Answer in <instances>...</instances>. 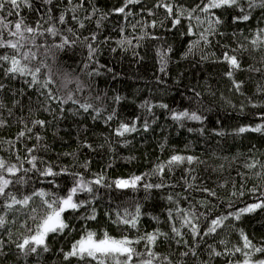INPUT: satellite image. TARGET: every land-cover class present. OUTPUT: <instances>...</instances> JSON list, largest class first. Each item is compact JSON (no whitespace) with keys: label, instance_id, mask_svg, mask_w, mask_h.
<instances>
[{"label":"trees","instance_id":"1","mask_svg":"<svg viewBox=\"0 0 264 264\" xmlns=\"http://www.w3.org/2000/svg\"><path fill=\"white\" fill-rule=\"evenodd\" d=\"M171 2L177 8L190 9L199 0ZM31 3V8L21 9L25 22L34 26L39 21L44 28L54 25L61 33L58 37L38 36L37 45L60 43L62 38L74 41L71 47L55 49V60L45 57L44 47L33 48L37 53L33 64L45 60L58 74L71 73L82 85L80 91H76L75 83L69 86L76 99L102 111L99 118L93 119L96 113L92 109L84 112L71 102L62 106L65 109L62 113L56 103L50 105L53 112L45 111L44 99L35 88H29L23 78L8 79L0 68V82L5 84L0 91V104H3L0 120L5 122L0 126V158L31 168L26 161L28 149H34L31 155L37 157L39 168L51 166L55 172L67 170V174L54 178L29 172L27 183L15 185L11 190L21 194L42 190L65 196L74 186L73 174L85 181L103 175L105 184L133 176H141L142 180L136 189L93 184L90 185L93 193H78L74 199L91 200V203L79 211L64 213L69 227L63 233L47 237V252L38 249V253L24 255L16 247V241L27 234L21 227L25 216L7 213V229L12 235L0 229V240L4 241L0 264H87L76 258L70 261L64 258V253L71 250L86 230L98 236L107 231L115 238L128 235L133 239L157 230L165 233L171 239L159 237L153 247L161 258L156 264L169 261L171 264H228L229 260H242L239 253L210 255L212 248L224 253L242 245L241 230L254 244L264 246V209L244 214L239 220L229 215L264 200V167H261L264 131H238L242 127L264 129V91L260 90L264 88V44L251 43L264 28V10L256 9L249 21L238 24L232 22V16L238 12L213 10L222 23L208 34L205 29L209 23L204 13H194L188 19L185 11L181 23L173 27L169 14L157 7L160 0H139L128 4L124 13L114 10L123 7L125 0H73V5L68 0H52L51 4L31 0ZM74 5L82 6L72 12L69 9ZM61 14L65 16L64 24L59 23ZM49 15L52 20H48ZM196 15L201 19L197 20ZM8 19L14 22L18 17L13 15ZM190 27L192 34H189ZM201 34L207 35V43ZM88 43L97 50L92 62L88 60ZM3 51L10 50H0ZM225 52L236 55L241 63L242 70L234 76L241 82L239 91L225 75L228 65L221 62ZM161 53L166 56L164 71H161ZM97 71L98 75H89ZM116 97L120 98L119 102ZM183 111L196 112L202 120L172 119L174 112ZM113 113V119L107 120ZM37 119L45 120V126H34L33 121ZM122 123L134 126L136 131L116 135ZM21 131L26 133L24 137H19ZM37 136L41 139L37 140ZM173 155L191 156L194 160L191 164L185 160L169 165ZM254 162L256 168L245 167ZM159 166H163V171ZM257 172L261 175L257 176ZM145 184L164 186L146 190ZM209 191L215 195H209ZM32 206L42 208L39 197L34 198ZM137 206L141 216L136 229L114 223L117 213L123 215L125 210L133 213ZM93 209L95 220L82 218ZM181 210L198 217L189 219H193L201 235L212 219L229 218L215 234L193 239L191 227L181 226L184 215ZM170 212L174 220L170 219ZM4 214L0 211V215ZM28 224L35 227L31 220ZM173 226L180 230L182 240L172 233ZM178 240L181 242L177 243ZM135 247L145 251L144 242ZM185 252L188 255H182ZM165 257L167 261H163ZM253 258L262 257L257 254Z\"/></svg>","mask_w":264,"mask_h":264},{"label":"snow or ice","instance_id":"2","mask_svg":"<svg viewBox=\"0 0 264 264\" xmlns=\"http://www.w3.org/2000/svg\"><path fill=\"white\" fill-rule=\"evenodd\" d=\"M44 4H51L52 0H43ZM139 3V0H125V5L114 11L117 13H124L125 8L128 4ZM69 5H73V0H68ZM82 5H74L69 10L75 12L78 7ZM27 7L31 8V0H0V50L7 49L10 51L0 52V68L3 69V75L8 79H18L23 78L24 83L28 85L29 88H35L39 96L44 99V110L48 112H53L54 110L50 106L52 103H56L59 107L60 112L62 113L65 109L63 105L71 102L74 105H78L80 109L84 112H88L90 109L96 114L93 116V119L99 118L101 114V109L95 108L91 103L81 104L78 99L75 97V93L72 88L69 86L73 83L76 84V91L82 90V85L78 79H74L71 73L64 72L58 74V72L53 68L52 65H49L45 60H40L39 64L34 65L33 61L37 60V53L33 51V48L44 47L45 57L55 60L56 53L55 49L63 50L65 47H71L74 44V41L69 40L68 38H62L60 43H54L51 45L47 44H36V39L38 36H44L45 34L58 37L61 36V33L58 28L54 25L47 28L43 27L39 21L36 24L30 25L25 22L21 16V9ZM157 7H162L169 14L172 19V25L181 23L183 14L185 11L188 12V19L193 18L194 13H204L205 18L208 20L209 28L205 29V32L211 34L216 31V26L222 23V20L213 10H232L233 12H238V15L232 16L233 23L247 22L252 18V13L256 9L264 10V0H199L194 7L190 9H184L182 6L177 8L171 2V0H160V3L157 4ZM51 12V9L48 10ZM6 13V14H5ZM18 17L14 22L9 20V16ZM149 15H152V12L149 11ZM90 19L91 17H85ZM197 20H200V16L196 15ZM52 16H48V20H52ZM73 19H77L73 16ZM47 22V21H45ZM203 22V21H201ZM59 23H65V16L61 14L59 16ZM154 26V25H153ZM80 27L83 28L84 24L80 22ZM69 31H72L69 29ZM189 34H192L191 27L189 28ZM10 37V38H8ZM88 37H85V40H88ZM96 37L93 35L91 40H95ZM201 39L206 43L208 42L207 35L201 34ZM253 45L264 44V28L259 30V33L256 34V38L251 41ZM243 47V46H241ZM88 48V60L92 62L95 57L96 48L93 47L92 43L87 44ZM170 51V49H169ZM165 61L166 56L161 53V71L165 70ZM223 63H227L228 71L225 75L232 80L233 87L239 91L241 89V82L237 81L234 76L236 71L242 70L241 63L236 55H230L228 52H225L221 60ZM7 65V67H5ZM88 65H85L87 68ZM255 71L256 69H249ZM99 72H92L89 75H98ZM59 81V83H57ZM5 84L0 82V91H3ZM55 88V90H53ZM264 91V88L260 89ZM63 93V94H61ZM97 99H100L97 97ZM116 102H119V97H116ZM0 107H3V104H0ZM161 107H167V105H161ZM11 114V112H10ZM113 114L107 116V120L113 119ZM172 119L179 122L183 119H189L194 121H201L202 117L197 115L196 112L189 113L188 111H183L180 113H173ZM4 121L0 120V126L4 125ZM46 124L45 120H35L33 125H39L44 127ZM145 130H147V124H145ZM31 132V129H28ZM136 131L134 126H128L126 124H120L116 129V135L123 136L125 133ZM239 133H244L245 131H264L261 127L254 129L240 128ZM26 133L21 131L19 137H24ZM37 140H40L41 137L37 136ZM89 147H91L89 145ZM34 149H28L29 158L27 163L31 165V168H24L23 163L17 165L14 163H9L4 159L0 158V211H3L5 214L0 215V229H7V213H22L25 216L24 223L21 224L22 228L26 229L27 234L21 235L18 241H16V247L24 254L28 255L31 253H38V249H42L44 252H47L48 246L46 243L47 237L50 234L63 233L69 225L65 222L64 213L65 212H75L79 211L82 208H85L91 200L89 201H80L74 199L80 192L93 193L94 189L90 185H100L103 187H111L112 184L116 188L126 189L132 188L136 189L139 182L142 180L141 176H133L128 179H116L111 182V184H105V177L100 175L92 181H85L83 177H76L74 175V186L71 187L65 196H56L52 193H45L42 190H34L31 194H21L18 191H12L11 189L15 185H21L27 183V174L29 172L35 171L38 172L43 177H56L63 174H67L66 169H62L60 172L53 171L51 166L45 167L43 169L39 168L37 165V157L31 155ZM19 159V157H18ZM185 160L191 164L194 160V157H182L179 155H173L168 161L169 165L182 163ZM248 169H253L257 167V164L249 163L245 165ZM264 167V165H261ZM159 170L163 171V166H159ZM24 175L21 176L20 173ZM257 176H260L261 173H255ZM15 179H12V178ZM49 183H54V180H49ZM164 185L162 184H145L144 188L150 190L152 188H161ZM208 191V190H205ZM250 191H255L252 189ZM209 195H215L214 192L208 193ZM243 195V192L240 193ZM235 195V193H233ZM45 196L51 197V199H44ZM39 197L41 200L42 208L37 209L32 206L34 198ZM171 200V197H169ZM257 209H264V200H260L257 203L247 205L246 207L239 209L234 213L229 215L233 216L235 219L239 220L240 217L247 213L255 212ZM183 215L182 227H191L192 238L193 239H204V237L211 236L217 232V229L227 220L228 216H221L216 219H212L210 225L207 227V230L201 233L197 229V225L193 223V219L198 218L194 213H190L186 210ZM141 216L140 207L137 206L135 212L130 213L125 210L123 215L117 213L116 220L114 223L117 225H127L130 228L136 229L139 223ZM193 219H189V217ZM170 219H175L172 216V213H169ZM85 220H95V209L92 210L91 214L82 217ZM31 220L35 227H32L28 224V221ZM172 233L176 237L183 239L180 230L173 226ZM9 236L12 235L11 231L8 230ZM159 237H164V239H171L167 234L161 233L158 230L153 233H145L143 235H138L135 239L130 238L128 235H124L121 238H115L111 236L107 231L103 232L102 235H99L93 231H87L81 238L76 241L71 250L64 253V258L66 261H70L71 258H76L81 261H86L87 264H156V261L160 260L158 253L153 251V247L156 245ZM240 237L242 245L233 246L232 249L226 250L224 253L216 251L214 248L211 249L210 255L221 256L228 255L234 256L239 253L243 256L242 260H232L228 261V264H264V246H257L254 244L249 237L241 230ZM181 240H178L177 243H180ZM145 243V251L140 252L135 247L136 245ZM4 241L0 240V254L2 252V246ZM221 243H225L221 241ZM211 247V246H210ZM195 254V253H193ZM257 254L260 257L254 259ZM182 255H188L187 252ZM163 261H167V257L163 258ZM163 264V262H162ZM168 264H171L169 261Z\"/></svg>","mask_w":264,"mask_h":264}]
</instances>
